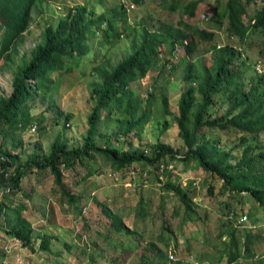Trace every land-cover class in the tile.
I'll return each instance as SVG.
<instances>
[{"label":"trees","instance_id":"1","mask_svg":"<svg viewBox=\"0 0 264 264\" xmlns=\"http://www.w3.org/2000/svg\"><path fill=\"white\" fill-rule=\"evenodd\" d=\"M48 1L0 0V59L5 63L14 62L29 31L35 8ZM132 1L136 4L144 2ZM201 1L190 0L185 4L188 18L196 17ZM257 3L259 6L251 14V5ZM161 4L173 12L179 8V0H161ZM123 5L113 8L112 14L102 12L96 15V10L89 13L86 5L77 4L69 9L68 15L56 27L46 26L42 42L36 46L31 58L17 65L12 94L0 101V134L15 122H21L19 111L22 106L58 88L62 77L74 69L77 59L91 52V37L100 35L102 43L107 45L117 44L123 36L130 37L125 33L128 11ZM218 5L222 7L220 1ZM219 11L217 7L214 15ZM220 14L227 20V30L238 45H218L215 42L216 30L201 28L189 21L180 22V26L163 23L154 30L144 23L139 29L133 28L132 51L112 68L94 67L99 79L92 83L91 99L95 103L82 147L70 148L66 139L58 137L47 155H36L22 162L19 153L10 152L0 145V230L23 247L36 251L33 224L24 215L29 209L28 203L18 200V197L28 200L32 197L34 188L30 191L25 188L28 176L49 170L62 198L80 210V196L72 190L66 172L85 168L86 173L75 181L79 186L94 175L103 173L102 165L124 178L129 176L132 182L135 177H141V188L145 181H150L158 183L162 190L159 210L163 221L158 239L166 248H159L151 240L147 243L141 264H172L168 253L177 254L179 232L168 223L169 208H172L173 216L181 219L180 227L201 217L200 204L194 197L195 182L189 181L184 186L182 181L173 179L177 163L206 173L211 180L208 187L210 195H214L219 183L221 195L251 197L264 210V73L256 69L262 61L250 66L254 75L248 84L245 80L247 61L243 54V47L250 36L259 33L262 36L259 52L264 58V0H228ZM205 43L210 44L209 48H202ZM176 46L184 47L191 57L184 75L188 86L179 98L178 113L174 115L185 151L160 139L148 149L123 150L113 139L104 146L99 145V125L106 116L123 113L122 131L125 135L133 130L138 133L143 130L150 116L148 102L144 103L133 84L151 72L164 48ZM209 53L214 59L211 64L205 62ZM219 94L225 96L224 102L216 98ZM163 107L166 115H172L166 96L163 97ZM215 129L234 131V135L211 138L210 133ZM232 142L233 147L227 149L228 143ZM234 152L240 155L235 156ZM101 161L103 164H99ZM168 196L172 201L167 204ZM223 201L220 204L224 205L222 209H227L224 213L227 216L226 229L220 230L219 238L226 236L229 239H223L220 250L215 246L218 260H226V264L245 261L264 264V252H258V245L264 242V233L260 229H242L240 225L248 220V213ZM102 206L103 212L111 219V231L130 238L127 243L130 248L134 241L132 237L140 238L143 234L129 227L116 208L105 202ZM151 208L140 191L137 216L145 220L150 216ZM58 240V236L43 235L39 250L62 257L63 252H56L53 248L54 241ZM185 243L189 248V241ZM64 246L71 249L67 243ZM151 252L155 253L154 256H150ZM173 264L188 263L179 260Z\"/></svg>","mask_w":264,"mask_h":264},{"label":"rangeland","instance_id":"2","mask_svg":"<svg viewBox=\"0 0 264 264\" xmlns=\"http://www.w3.org/2000/svg\"><path fill=\"white\" fill-rule=\"evenodd\" d=\"M189 1L179 0V8L174 12L164 8L161 0H144L142 4L135 3L136 7L128 11V25L127 30L125 29V33H129L130 37L123 36L115 45L102 43L100 35L91 37V52L77 59L73 64L72 72L62 77L56 90L46 95H39L35 101H30L20 108L21 122H15L0 134V145L10 152L19 153L22 162L36 155H47L58 137L66 139L70 148L82 147L89 127L88 118L95 103L91 99V87L92 83L99 79L94 67L103 65L112 68L127 56L132 51L134 30L139 29L141 23L154 30L163 23L180 26V22L189 21L201 28L216 30L215 42L218 45H238L227 30V20L221 18L220 14L228 0H202L193 19L188 18L184 9ZM219 1L222 7L218 5ZM259 3L251 5V14H254ZM77 4L86 5L89 13L94 9L96 15H99L102 12L112 14L113 8H121L123 1L49 0L36 7L25 41L20 45L14 62L7 64L4 59H0V101L12 94L16 67L31 58L36 46L42 42L46 26L56 27L59 21L68 15L69 9ZM217 7L220 11L214 15ZM261 40L262 36L259 33L253 34L243 47L247 61L245 80L248 84L252 82L254 75L250 66L254 67L258 61L264 62L259 52ZM209 46L210 44L205 43L202 48ZM190 59L182 46L173 49L164 48L157 65L151 72L133 84V88L139 92L144 103L148 102L150 116L143 130L139 133L133 130L125 135L122 131L123 113L106 116L99 125L97 143L104 146L113 139L117 140L116 144L123 150L148 149L160 139L176 149L185 151L174 115L178 113L179 98L188 86L184 75L185 66ZM213 60L211 53L206 55V63L211 64ZM150 94L154 96L151 97ZM164 96L169 100L172 115L164 113ZM216 98L220 102L225 100L223 94L217 95ZM233 133L234 131L215 129L210 133V137L230 138ZM233 145V142L228 143L227 149H231ZM234 154L240 155L238 152ZM101 169L103 173L94 175L79 186L75 181L86 173L85 168L66 172L72 190L80 196V210L62 198L49 170L30 174L25 181V188L27 191L34 188L32 197L30 200L18 197V200L28 203L29 209L24 215L33 224L36 251L23 247L20 242L0 230V264H141L143 254L147 252V243L151 240H154L159 248L165 249L166 246L158 239L163 221L159 210L162 197L160 185L145 181L144 187L141 188L140 184L143 182L141 177H135L132 182L129 176L124 178L120 174L113 173L105 165H102ZM173 174V179L182 181L184 186H187L189 181L195 182L194 197L200 204L201 217L195 222H187L180 227L181 219L173 216V210L169 208L168 223L179 232L177 254H172L166 249V252H169L170 263L179 260L188 264L227 263L226 260L220 262L216 256L218 254L216 251L223 247V239H229L226 236L219 238L220 230L226 229L224 224L227 216L224 213L227 209H222L224 205L220 204L223 200L232 208L245 210L248 213V220L240 225L242 229H260L259 231L264 233V210L257 206L251 197L221 195L219 183L214 195H210L208 187L211 180L207 174L201 170H194L184 163H177ZM140 191L152 205L150 216L145 220L138 217L136 211ZM170 201H172L171 197H166V203ZM102 202L116 208L129 227L143 234L140 238L132 237L134 241L130 248L127 246L130 238L111 231V219L103 212ZM250 214H253V217H250ZM237 223L235 221V224ZM45 234L59 237L58 241H54L53 248L56 252L62 251V257L39 250L41 237ZM186 241H189L191 249L186 247ZM65 243L69 244L71 249H65ZM215 246L218 249H215ZM258 252H264V242L258 245ZM153 253L151 252L150 256H154ZM249 264L253 263L249 262Z\"/></svg>","mask_w":264,"mask_h":264},{"label":"built area","instance_id":"3","mask_svg":"<svg viewBox=\"0 0 264 264\" xmlns=\"http://www.w3.org/2000/svg\"><path fill=\"white\" fill-rule=\"evenodd\" d=\"M122 1H123V4L125 5L127 11H130L136 7L135 3L132 0H122ZM203 16H205V15H203ZM256 69L258 70L259 73H264V64L262 62H259L256 65Z\"/></svg>","mask_w":264,"mask_h":264}]
</instances>
